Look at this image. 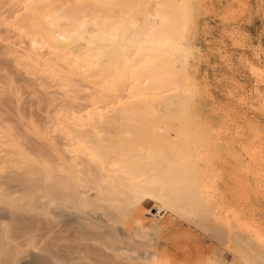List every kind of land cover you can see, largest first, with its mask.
Segmentation results:
<instances>
[{
  "label": "bare ground",
  "instance_id": "obj_1",
  "mask_svg": "<svg viewBox=\"0 0 264 264\" xmlns=\"http://www.w3.org/2000/svg\"><path fill=\"white\" fill-rule=\"evenodd\" d=\"M59 1L14 0L24 11L11 25L33 52L62 62L67 77L90 81L105 104L92 101L84 115L57 121L61 141L52 161L0 156V264H171L157 243L162 212L218 240L220 252L205 255L198 243L195 264L232 263L229 255L264 264V222L247 217L246 208L252 195L264 199L250 162L254 137L242 131L236 152L231 127L197 111L189 73L195 27L185 3L143 0L140 21L86 76L91 63L82 66L81 49L93 31L105 33L89 11L81 38L56 30L49 17ZM251 72L264 81L261 69ZM256 110L264 118V99ZM148 203L157 211L145 213L149 221L139 215ZM52 229L56 252L43 242Z\"/></svg>",
  "mask_w": 264,
  "mask_h": 264
},
{
  "label": "rangeland",
  "instance_id": "obj_2",
  "mask_svg": "<svg viewBox=\"0 0 264 264\" xmlns=\"http://www.w3.org/2000/svg\"><path fill=\"white\" fill-rule=\"evenodd\" d=\"M180 2L188 7L189 17L195 27L194 43L197 49L189 73L198 92L195 97L196 109L202 118L231 127L232 148L236 152L242 131L255 138L256 142L253 138L248 147L250 162L253 160L252 163L256 164L252 172L258 181L260 179L258 189L264 193V118L256 110V106L264 99V81H256L251 72L252 67L264 71V0ZM54 6L50 9L52 16L49 18L54 20L56 30L81 38L80 31L85 29L89 11L105 33L93 31L91 39L81 49L82 66L88 60L91 63L85 72L86 76L98 70L100 57L110 52L116 43L115 39L124 36L128 28L133 27L132 24L140 21L145 7L143 0H64ZM22 10L14 0H0V156L10 153L15 160L26 156L37 161L44 158L52 161L55 158L54 142L61 141L57 121L67 119L72 114L84 115L93 107L92 101H98L96 104L100 107L105 103L94 92L90 81L83 82L77 75L67 77L68 69L62 62H54L46 50H41V54L31 50L24 33L11 25L16 21L14 18L18 20L23 14ZM31 52L32 60L27 57ZM53 64L57 65L54 74H47L45 68ZM170 110L173 115L176 113L174 106ZM252 196L251 204L246 207L252 212L247 213V217L264 222V199L255 198V194ZM147 212L157 213L149 203L139 213L149 221L151 215L145 214ZM156 218H161L158 248L166 253L171 264H194L195 251L192 246L197 247L199 242L207 247V253L216 248L220 252L221 246L216 238L181 224L174 214L162 212ZM175 226L187 229L186 236H182L188 242L191 241L188 245L185 244L186 239L184 242H180L183 240L180 238L179 241L169 240L181 236L173 232ZM53 232L54 229L43 242L52 252H56L57 236ZM184 248L188 252L180 254ZM225 258L227 262L233 260L228 264H241L232 255Z\"/></svg>",
  "mask_w": 264,
  "mask_h": 264
},
{
  "label": "crops",
  "instance_id": "obj_3",
  "mask_svg": "<svg viewBox=\"0 0 264 264\" xmlns=\"http://www.w3.org/2000/svg\"><path fill=\"white\" fill-rule=\"evenodd\" d=\"M263 71V70H262ZM264 72V71H263ZM180 222V221H179ZM181 223V222H180ZM174 230H173V232L175 233V234H178V233H180V235L181 236H174V238H170L169 240L170 241H174V240H177V241H179V239L178 238H180V239H183V240H180V242L181 241H183L184 242V240L186 239V242H185V244L187 243V245L189 244V242H191V241H187L188 239L187 238H185L184 236H186V232H187V229L185 228H183V229H181L180 227H174L173 228ZM182 234H185L184 236H182ZM182 244V243H181ZM184 244V245H185ZM193 247V250L195 251V257L193 258V260L192 261H194L193 263L195 264V262L197 261V259L199 258V256H200V253H199V251H198V245H197V247L196 246H192ZM185 249V248H184ZM206 250H207V247L205 246V248H204V250H203V254L205 255V254H207V252H206ZM184 252H188V250H183L182 249V253H180V254H183ZM165 255V257L167 258V255H166V253L164 254ZM167 260H168V258H167ZM169 261V260H168ZM170 263V262H169Z\"/></svg>",
  "mask_w": 264,
  "mask_h": 264
}]
</instances>
